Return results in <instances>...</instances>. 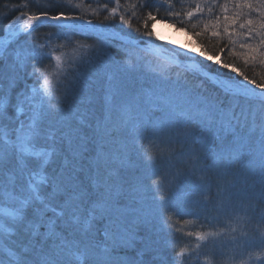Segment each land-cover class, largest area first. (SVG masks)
Wrapping results in <instances>:
<instances>
[{
    "label": "snow or ice",
    "instance_id": "snow-or-ice-1",
    "mask_svg": "<svg viewBox=\"0 0 264 264\" xmlns=\"http://www.w3.org/2000/svg\"><path fill=\"white\" fill-rule=\"evenodd\" d=\"M177 2L19 0L4 14L0 264H264V0ZM169 20L216 43L164 41ZM225 48L242 66L209 54ZM100 55L103 77H86ZM138 239L152 260L122 254Z\"/></svg>",
    "mask_w": 264,
    "mask_h": 264
},
{
    "label": "trees",
    "instance_id": "trees-1",
    "mask_svg": "<svg viewBox=\"0 0 264 264\" xmlns=\"http://www.w3.org/2000/svg\"><path fill=\"white\" fill-rule=\"evenodd\" d=\"M105 1H106V0H98V2H101V3L105 2ZM18 2H19V0H0V21H2V22H0V36L2 35V33H3V31H4V26H5V24L8 23L7 20H3V19H2L3 16H4V14H5L6 12H8V11L11 9L12 5H14V4L18 3ZM122 2H123V0H122ZM192 3H193V0H185V3H184L183 6H184L185 8H187V7L191 6ZM219 3L223 4V3H224V0H219ZM5 5H7V7H5ZM35 6H36V5H35V0H33V8H34V9H35ZM179 7H181V3H180L179 0H178V2H177V8H179ZM217 14H220V13H219V10H217ZM229 14H230V13H229ZM213 19H214V17H213ZM169 22L172 23L171 20H169ZM172 24H173V23H172ZM175 26H177V27H181V28H184V29H185L187 32H189L193 37H195V38L197 39V41H199L201 44H203V45H205V46H208L210 43H211V44H215V43H216V41H215L214 38L210 40V36H211L210 33H208L207 36H202V37L198 38V37L194 34V32H193V30H192V28H191V25H189L187 28H185L183 25L177 23V24H175ZM201 27H202V26H201ZM201 27H197V28L195 29V31H196V32L201 31ZM46 28L48 29V27H46ZM77 38H78V39H82V40L85 39L84 36H79V37H77ZM227 43H228V42H227V39L225 38V39H223V40H221V41L219 42V47H224V45L227 44ZM237 51H239V45H237ZM210 53H212V54H220V55H221V56H220V57H221V60H228L229 62H232V61L235 60V61H236V66H238V67L242 66V61L236 60V57L230 55L229 48H225V50H224L223 52H219V53H217L216 51H213V52H210ZM249 71L251 72V69H249ZM256 71H257V72H260V71H261V68L257 67V68H256ZM188 79H189V86H190V87L192 88V90H193V96H195V92L197 91V88H196L197 80H196V78H194V77H192V76H189ZM183 196H184V194H181V195H180V197H183ZM97 226H98L99 228H102V226H103V222H102V221L99 222ZM176 226H177V227H180L179 224H177ZM144 235H145V232H144L143 229H141V230L138 232V236L142 238V237H144ZM154 239H155V237H154ZM161 243H162V241H161ZM259 243H260V241H256V242H254L253 247L255 248V246L259 245ZM142 251H143V240H142V239H138L137 241H135V246H134V248L124 249V250H122V254H127L130 258H133V259H143V260L146 261V262L152 260L154 253H152V252H148V251H144V252H143V255L141 256L140 253H141Z\"/></svg>",
    "mask_w": 264,
    "mask_h": 264
},
{
    "label": "rangeland",
    "instance_id": "rangeland-1",
    "mask_svg": "<svg viewBox=\"0 0 264 264\" xmlns=\"http://www.w3.org/2000/svg\"><path fill=\"white\" fill-rule=\"evenodd\" d=\"M97 2H98V0H84L85 6H87L88 4H91L93 8L95 7V5H96ZM86 10L88 12H91V8H86ZM89 18H92V17H89ZM93 22L95 23L96 21L93 19ZM166 23L169 24V26H171V30L172 31H174V30L183 31V33L186 36L185 46H187L189 48H192L195 52H199V51L202 50V48H201V45L202 44L199 41H197V39L195 37H193L189 32H187L184 28L177 27L175 25L173 26V24H171L169 22H166ZM50 30H51L50 28L47 29L46 27H42L41 29H39V33L38 34H42L44 32L50 31ZM156 31L160 34V36H162L164 38V41H168V39L165 38L161 34V32L158 30L157 27H156ZM6 39H10V38L3 31L2 35L0 36V41L6 40ZM89 42H91V41H89ZM173 44H175V43H173ZM166 54L167 53L165 52V55ZM209 54H211V55H217V54H212V53H209ZM218 55H219V57L221 56L220 54H218ZM117 58H119V57H117ZM185 62L187 63V61H185ZM45 63H49V62L48 61H45ZM209 63H211V62H209ZM214 67H216V66L214 65ZM107 69H108V57L107 56H104V55H100L96 59L94 66L92 68H90L85 73V76L87 77L88 75H92L94 79L95 78H102L103 75H104V73H105V71ZM221 78H223V77H221ZM31 82H32L31 80L28 81L29 84H31ZM23 86H24L23 84L20 85V87H23ZM193 101L194 102L196 101V97L195 96H193ZM92 103L95 105L97 116H100L101 113H102V104H103V101H102V98H101V94L99 92H97L96 96L92 99ZM136 166H137V162L136 161H133L132 170L129 173H126V178L128 180H132L133 179L132 173L135 171ZM147 207H148V203L146 202V204H145V209L146 210H147ZM256 241H259V240L257 239V240H254V241H251L250 242L249 250H251L252 248H254L253 245H254V242H256Z\"/></svg>",
    "mask_w": 264,
    "mask_h": 264
},
{
    "label": "bare ground",
    "instance_id": "bare-ground-1",
    "mask_svg": "<svg viewBox=\"0 0 264 264\" xmlns=\"http://www.w3.org/2000/svg\"><path fill=\"white\" fill-rule=\"evenodd\" d=\"M167 22H169V21H167ZM169 23H171V22H169ZM157 28L161 32V34L165 38H167L168 40H171L175 44H183V45H185L186 36L183 33V31H179V30L172 31L171 30V26H169V24L162 23V22H158L157 23ZM153 54H155V53H153ZM190 191H192V185L191 184L184 185L182 190L177 192V197L178 198H183L185 196V194L190 192ZM181 194H184V196L180 197Z\"/></svg>",
    "mask_w": 264,
    "mask_h": 264
}]
</instances>
